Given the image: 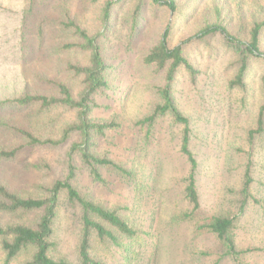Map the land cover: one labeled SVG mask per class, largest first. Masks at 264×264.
Masks as SVG:
<instances>
[{
    "label": "rangeland",
    "instance_id": "1",
    "mask_svg": "<svg viewBox=\"0 0 264 264\" xmlns=\"http://www.w3.org/2000/svg\"><path fill=\"white\" fill-rule=\"evenodd\" d=\"M105 0H0V147L20 144L9 127L25 125L35 107L20 110L4 107V102L25 93H53L47 80L67 81L78 89V80L66 72L68 62L81 56L61 51L64 43L75 42L63 23L71 18L89 32L101 30V9ZM136 0H126L111 19L106 41L111 89L99 98L96 117L118 116L120 129L108 133L100 141V152L128 168H134V182H126L104 173L105 184L94 183L87 172L78 179L84 192H89L109 206L125 205L144 233L130 251L115 250L108 264H235L221 259V248L215 237L200 227L220 209H231L247 162L246 134L260 105L258 86L261 67L252 63L249 84L254 86L251 107L232 105L225 87L235 71V58L219 39L209 44L193 43L190 58L200 74L195 85L185 77L176 87L182 110L193 120L191 148L198 163L197 185L201 208L194 219L185 220L190 206L183 195L181 179L188 175L190 165L183 157L177 135L180 130L170 120H160L154 127L141 125L157 99L154 87L162 82L151 69L142 64L144 54L159 40L166 26L173 25L171 45L198 27L210 13L214 3L225 7V18L232 28L247 10L256 12L260 0H178L180 11L173 18L168 11L155 9L144 0L139 27L131 34V15ZM264 1V0H263ZM239 3L242 6L239 8ZM195 14L189 15L190 7ZM197 10V12H196ZM188 15V16H186ZM150 135L147 139V131ZM64 151L31 152L17 160L0 162V180L20 194L37 192L39 183L47 180L48 167L56 175L63 173ZM47 157L49 161L41 160ZM254 190L258 204H250L240 214L235 229L241 248H252L248 264H264V152L254 158ZM41 164L38 171L28 163ZM53 177H50V179ZM262 182V183H261ZM39 185V186H38ZM42 185V184H41ZM179 216L178 223L172 222ZM75 224L62 233V253L77 261ZM255 249V250H254ZM0 264L5 254L0 247ZM11 264H20L18 261Z\"/></svg>",
    "mask_w": 264,
    "mask_h": 264
},
{
    "label": "trees",
    "instance_id": "2",
    "mask_svg": "<svg viewBox=\"0 0 264 264\" xmlns=\"http://www.w3.org/2000/svg\"><path fill=\"white\" fill-rule=\"evenodd\" d=\"M150 1L155 9L166 10L173 18L180 11L178 0ZM260 1L255 6L256 12L244 11L236 28L226 20L224 5L214 3L210 13L198 22V27L177 45H171L173 25L168 24L142 58L143 66L156 76H162V82L154 87L156 104L139 122L152 128L160 120H170L180 130L177 135L180 151L190 165L188 175L181 179L184 199L191 208L183 213L185 220L194 219L201 208L196 177L198 163L191 148L194 123L182 110L176 89L185 77L195 85L200 74L191 61L190 46L219 39L222 48L235 58L236 71L227 79L225 87L232 105L240 109L251 107L254 91L248 81L251 64L259 63L261 67L257 89L260 105L246 134L247 162L240 186L230 190L235 194L230 202L232 208L220 209L200 227L217 240L221 248L219 260L230 259L235 264H248L246 257L253 250L241 248L237 243L235 229L239 216L250 204L260 203L254 190V169L259 165L254 158L257 152H264V1ZM125 2L104 1L100 31L89 32L71 18L63 23L64 29L76 40L64 43L61 51L77 53L82 58L66 65L68 76L73 75L78 80L77 90L65 80L48 79L47 85L52 86L53 93H25L4 102L5 108L23 111L35 107L36 111L30 114L31 119L25 125L9 127L20 144L13 148L0 147V162L17 160L28 151L65 153L62 161L65 173L58 176L49 166L47 180L39 183L37 192L22 195L0 180V247L5 254V264L16 261L20 264H108L110 254L115 250L128 253L144 233L132 219L128 207L109 206L84 192L78 183L84 171L94 183L100 184L106 183L104 173L126 182H134L136 178L134 168L99 150L101 139L121 128V119L95 115L100 108L99 98L111 89L104 43L109 37L114 11ZM143 6L144 0L134 3L130 19L132 36L139 27ZM194 12L195 7H190L189 15ZM149 135L150 130L147 139ZM41 160L49 161L47 157ZM40 166L34 162L26 165L36 171ZM179 220V216H174L172 222ZM74 224L76 262L62 253V233L69 232Z\"/></svg>",
    "mask_w": 264,
    "mask_h": 264
}]
</instances>
